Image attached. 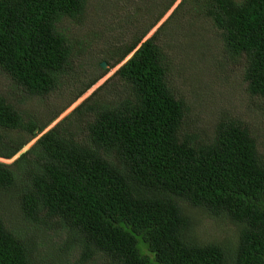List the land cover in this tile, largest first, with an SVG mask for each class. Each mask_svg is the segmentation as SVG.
<instances>
[{"label": "trees", "instance_id": "obj_1", "mask_svg": "<svg viewBox=\"0 0 264 264\" xmlns=\"http://www.w3.org/2000/svg\"><path fill=\"white\" fill-rule=\"evenodd\" d=\"M88 1L0 0V73L25 97L47 96L71 72L85 41L64 26L83 24ZM172 2L105 49L104 61L112 68L136 50ZM172 13L114 73L122 95L90 97L0 163V264H42L33 237L49 229L60 243H49L50 264H264V152L254 124L264 115V0H181ZM181 27L203 43L211 32L212 54L227 60L216 76L228 64L241 70L244 112L227 102L204 120L174 88L161 34L171 30L174 44ZM55 116L41 120L0 96V158L20 153ZM201 215L232 226V236L204 242Z\"/></svg>", "mask_w": 264, "mask_h": 264}, {"label": "rangeland", "instance_id": "obj_2", "mask_svg": "<svg viewBox=\"0 0 264 264\" xmlns=\"http://www.w3.org/2000/svg\"><path fill=\"white\" fill-rule=\"evenodd\" d=\"M168 2L169 0H89L85 15L82 18L83 24L66 23L64 26V30L71 40L79 37L85 41L82 43L81 54L72 59L71 72L59 78L55 89L45 97L33 99L25 97L22 91L17 90V87L0 73V96L6 98L18 110L38 118L42 116L41 120H45L47 116V120H49L56 115L54 120L41 133L37 132L36 137L30 140L26 146L30 147L39 136L53 128L64 118L77 115L73 111L86 100L90 101V97L96 98L98 96L99 98L110 99L112 95L116 97L122 95L121 83L117 82L115 78L111 79L127 57L111 68L104 61L103 56L107 52L105 49L112 50V48L123 44L127 38H130V32L137 27L141 30L149 27L160 10L163 9L164 4L166 5ZM180 2L181 0H173L169 10L152 25L138 46L155 32H158L157 30L166 24L165 22L174 21L172 12L179 7ZM180 13L185 16V13ZM170 32L171 30H167L161 34L166 38L165 41L163 38L166 45L164 50L171 53L167 55L172 60L170 65H172L174 73L171 71L169 76H173L174 88L185 98L193 109V113H198L200 117L202 116L206 120L205 114H208L211 108H213L211 116H214L218 111L212 105L224 106L227 102H231L239 108V111H243L240 107L245 106L244 108H246L247 103L242 92L241 70L228 64L227 67L224 66L223 76H216V63H221L223 60L227 62V60L222 54H212L211 50L216 52V47L208 40L211 37V32L206 34L204 40L207 39V42L203 43L195 41L190 36L187 27H181L174 35L176 37L174 44V38L168 37ZM160 37L159 34L157 36L159 42ZM128 41L130 40L126 42ZM103 62L107 65L106 69L100 66ZM101 73L103 76L88 90L80 94L81 90ZM101 88L103 90L99 91ZM207 88L211 91L207 92ZM105 90H109V92ZM256 116L257 119L254 121V124L257 123L256 143L259 150L264 152L263 112ZM13 159L15 156L11 159L0 158V163L9 165L14 161ZM200 219L199 237L204 242H223L225 238L232 236V226L203 215ZM6 221L11 227L19 223L14 213L6 216ZM56 231L49 229L44 231L41 237L40 234H35L33 237L38 246L34 253L42 264L51 263L50 261L54 257L52 246L55 249L60 244L59 239L54 234ZM28 236H31L30 233ZM49 243L52 246L49 247Z\"/></svg>", "mask_w": 264, "mask_h": 264}, {"label": "water", "instance_id": "obj_3", "mask_svg": "<svg viewBox=\"0 0 264 264\" xmlns=\"http://www.w3.org/2000/svg\"><path fill=\"white\" fill-rule=\"evenodd\" d=\"M140 46H138L137 48H136V50L139 48ZM136 50H134L133 52H132V54L131 55H128L127 56V58L125 59V61L123 62V64L124 63H126L130 58H131V56L133 55V53L136 51ZM100 66L103 68V69H106V63H101L100 64ZM38 132V128H36L34 131H33V134H36ZM47 132V131H46ZM44 134V133H43ZM34 143V142H33ZM32 143V144H33ZM32 146V145H31ZM30 147H28V146H26V147H24L23 149H22V151L20 152V153H18L16 156H15V159H17L22 153H24V152H26L28 149H29ZM15 159H13V160H15Z\"/></svg>", "mask_w": 264, "mask_h": 264}]
</instances>
